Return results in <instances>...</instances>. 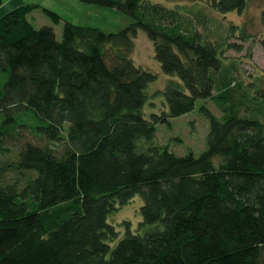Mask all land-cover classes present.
I'll return each mask as SVG.
<instances>
[{
  "label": "trees",
  "instance_id": "trees-1",
  "mask_svg": "<svg viewBox=\"0 0 264 264\" xmlns=\"http://www.w3.org/2000/svg\"><path fill=\"white\" fill-rule=\"evenodd\" d=\"M78 1L133 23L65 21L59 39L30 18L39 5L0 16V264H264V88L234 102L226 64L249 36L203 8ZM205 1L226 16L251 0ZM262 24L264 48V12ZM141 31L171 77L154 96L157 74L133 58ZM197 111L210 124L203 152L159 141L160 126ZM136 197L138 230L122 235L110 217Z\"/></svg>",
  "mask_w": 264,
  "mask_h": 264
},
{
  "label": "rangeland",
  "instance_id": "rangeland-1",
  "mask_svg": "<svg viewBox=\"0 0 264 264\" xmlns=\"http://www.w3.org/2000/svg\"><path fill=\"white\" fill-rule=\"evenodd\" d=\"M3 5L0 8V16L8 13L12 9L27 4L39 5L40 9L34 11L30 17L38 28L43 26L53 27L59 39L62 38L63 24L65 21L77 25L99 28L106 33H116L129 27L133 20L128 16L118 12L115 9L103 8L97 5L84 4L78 0H2ZM161 2L170 7L181 6L184 11H195L203 8L205 14H209L216 20L223 29L228 26H239L249 36L248 42H238L241 50H229L227 52L226 64H234L238 71L234 72L237 86L233 96L234 102L245 97L253 98L257 90L264 88V48L260 38L263 35L262 13L264 12V0H251L248 8L243 13H229L226 16L208 9L205 0H150ZM48 9L57 13L61 18V24L55 25L54 22L45 13ZM223 26H226L223 27ZM240 31L237 35H240ZM232 41H239L234 36ZM133 58L137 66L146 71L155 73L158 76L157 81L153 82L148 89L151 96L160 90H164L171 77L162 72L160 64L155 59V49L153 43L144 32H140L135 41V51ZM244 88L245 90H242ZM243 93V95H242ZM155 102L160 104V99ZM259 104V100L257 101ZM208 108L217 116L222 112L213 102H208ZM210 124L201 114L194 112L190 115L175 119L172 127L160 126L159 141L165 144H171L174 141V149L179 155L186 154L190 150L201 153L207 146V137ZM179 139L181 142H179ZM177 143V144H176ZM143 201L136 197L129 204L113 213L110 217L113 224L118 228L122 235L125 234L129 223L132 230L137 231L139 222L142 219L141 208Z\"/></svg>",
  "mask_w": 264,
  "mask_h": 264
}]
</instances>
